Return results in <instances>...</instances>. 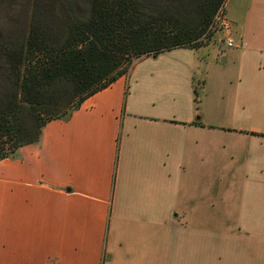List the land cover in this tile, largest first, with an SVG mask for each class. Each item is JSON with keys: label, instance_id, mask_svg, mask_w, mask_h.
Segmentation results:
<instances>
[{"label": "crops", "instance_id": "obj_1", "mask_svg": "<svg viewBox=\"0 0 264 264\" xmlns=\"http://www.w3.org/2000/svg\"><path fill=\"white\" fill-rule=\"evenodd\" d=\"M256 28L221 56L234 77L203 47L144 56L0 160V264H264Z\"/></svg>", "mask_w": 264, "mask_h": 264}, {"label": "trees", "instance_id": "obj_2", "mask_svg": "<svg viewBox=\"0 0 264 264\" xmlns=\"http://www.w3.org/2000/svg\"><path fill=\"white\" fill-rule=\"evenodd\" d=\"M225 2L87 0L84 9L36 2L19 38L0 44V160L38 144L48 122L69 119L140 58L206 46Z\"/></svg>", "mask_w": 264, "mask_h": 264}, {"label": "rangeland", "instance_id": "obj_3", "mask_svg": "<svg viewBox=\"0 0 264 264\" xmlns=\"http://www.w3.org/2000/svg\"><path fill=\"white\" fill-rule=\"evenodd\" d=\"M38 1L43 5L45 0H0V44L5 43L6 41H9L10 43L19 38V34L24 29L25 22L29 20L33 7ZM51 1L58 4H80L79 6L84 9L86 6L85 1L87 0ZM222 8L223 16L229 23V29L222 30L219 21H217L216 24L214 23V17L211 25H216V28L214 29L210 26L208 34L211 37L207 44L213 41L217 42L218 37L222 36L224 33L231 36L234 43L237 44L239 43V37L242 31L245 33L247 31L251 32L252 29H257L256 27L264 29V0H226L225 5ZM56 13L59 14L58 10ZM58 17H60V14ZM54 18L56 20L57 16L54 15ZM256 23L258 24L256 25ZM8 35L11 36L10 40H8ZM233 50H236V46H224L220 48L217 45H211L207 48L203 47L201 53H205V57L202 58L200 56L198 59H208L209 61L217 59V67H226L229 71L227 75L232 78L235 76V68L233 66H229L228 62L221 63V58L224 56V52ZM1 60L2 58L0 57V61ZM232 82L234 83V79H232Z\"/></svg>", "mask_w": 264, "mask_h": 264}, {"label": "built area", "instance_id": "obj_4", "mask_svg": "<svg viewBox=\"0 0 264 264\" xmlns=\"http://www.w3.org/2000/svg\"><path fill=\"white\" fill-rule=\"evenodd\" d=\"M222 7L218 10V12L216 13L215 15V19H214V23L216 24L217 21H219V24L222 28V30H228L229 29V23L228 21L225 19V17L223 16V13H222ZM211 27H213L214 29L216 28V25H211ZM226 44L227 46L229 47H233L234 46V43H233V39L232 38H227L226 39Z\"/></svg>", "mask_w": 264, "mask_h": 264}, {"label": "water", "instance_id": "obj_5", "mask_svg": "<svg viewBox=\"0 0 264 264\" xmlns=\"http://www.w3.org/2000/svg\"><path fill=\"white\" fill-rule=\"evenodd\" d=\"M154 57H155V55H154Z\"/></svg>", "mask_w": 264, "mask_h": 264}]
</instances>
